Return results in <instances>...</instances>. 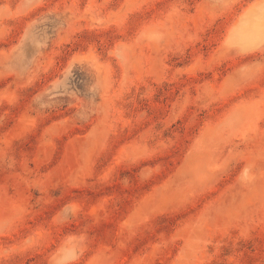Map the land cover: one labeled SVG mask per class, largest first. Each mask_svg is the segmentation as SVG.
Wrapping results in <instances>:
<instances>
[{"label": "rangeland", "instance_id": "1", "mask_svg": "<svg viewBox=\"0 0 264 264\" xmlns=\"http://www.w3.org/2000/svg\"><path fill=\"white\" fill-rule=\"evenodd\" d=\"M246 10L0 0V264H264Z\"/></svg>", "mask_w": 264, "mask_h": 264}, {"label": "bare ground", "instance_id": "2", "mask_svg": "<svg viewBox=\"0 0 264 264\" xmlns=\"http://www.w3.org/2000/svg\"><path fill=\"white\" fill-rule=\"evenodd\" d=\"M241 21L246 22L247 26L240 32V36L242 40L245 39L246 45H250L254 42L257 33L264 32V17L246 10V13L242 14Z\"/></svg>", "mask_w": 264, "mask_h": 264}]
</instances>
